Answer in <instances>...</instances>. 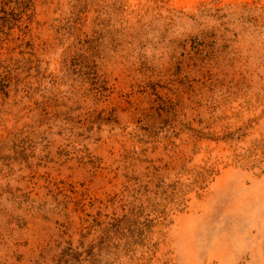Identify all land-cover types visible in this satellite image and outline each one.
<instances>
[{
	"label": "rangeland",
	"instance_id": "obj_1",
	"mask_svg": "<svg viewBox=\"0 0 264 264\" xmlns=\"http://www.w3.org/2000/svg\"><path fill=\"white\" fill-rule=\"evenodd\" d=\"M0 264H264V0H0Z\"/></svg>",
	"mask_w": 264,
	"mask_h": 264
}]
</instances>
